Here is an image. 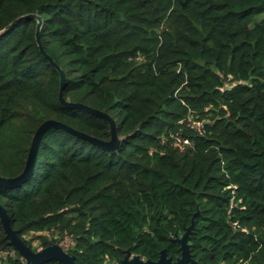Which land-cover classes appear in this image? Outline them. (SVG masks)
<instances>
[{"label":"trees","instance_id":"1","mask_svg":"<svg viewBox=\"0 0 264 264\" xmlns=\"http://www.w3.org/2000/svg\"><path fill=\"white\" fill-rule=\"evenodd\" d=\"M37 28L64 99L114 118L120 145L49 127L30 177L0 186L22 240L77 264L127 249L176 260L194 218L190 264L264 262V0H0L4 177L47 119L111 137L106 118L61 103ZM0 264H29L1 218Z\"/></svg>","mask_w":264,"mask_h":264},{"label":"water","instance_id":"2","mask_svg":"<svg viewBox=\"0 0 264 264\" xmlns=\"http://www.w3.org/2000/svg\"><path fill=\"white\" fill-rule=\"evenodd\" d=\"M31 15H34V14H27L24 16H20L8 26H11L14 22L21 19L22 17L31 16ZM38 27H39V23H38ZM36 34H37V40H38L40 51L46 57L50 59L51 63L55 65V67L59 70L61 74V87L59 91V100L61 101V103L71 108H83L93 114L106 118L110 122L111 137L109 140H102L86 132L76 130L72 128L71 126L66 125L60 121H57L54 119H47L44 122H42L37 128V130L35 131L23 171L17 176L11 177V178L0 176V186L9 187V188L21 184L22 182H24L26 179L30 177V175L33 172V168H34V164H35V160L37 156V150H38L41 138L44 135L45 131L51 126L64 128L84 139H87L101 146L103 149L114 150V149H117L118 146L120 145V138L116 130L114 118L109 116L107 113L99 109L93 108L91 106H88L86 104H82L78 102H69L64 99L63 92H62V86H63L64 78H65L64 72L61 69V67L57 65L53 61V59L44 50L42 44L40 43V37L38 35V28H37ZM0 218H1L3 228L5 230V233H6V237L9 239V242L16 247V249L19 251L21 256L25 258L27 263L42 264L46 261L56 259V260L63 262L64 264H77L76 256L74 254L68 253V251H66L64 247L58 243L51 244L49 246L40 248L38 250H33L32 248H30L22 240V238L18 235L17 230L13 228L11 221H10V216L8 212L6 211V209L1 204H0ZM193 225H194V218H192V223L190 224V226L187 227L185 233L181 237L175 238V240L180 244V249H181V256L178 257L176 260L168 256L165 248H163L160 251V256L157 260H153L151 258H143L139 254H132L131 250L127 249L124 258L120 260L119 264H190V263H193L195 259L193 258V255L190 250V244L188 242V237L193 228ZM260 264H264V262Z\"/></svg>","mask_w":264,"mask_h":264},{"label":"built area","instance_id":"3","mask_svg":"<svg viewBox=\"0 0 264 264\" xmlns=\"http://www.w3.org/2000/svg\"><path fill=\"white\" fill-rule=\"evenodd\" d=\"M184 142L188 143L189 141H188V139H185Z\"/></svg>","mask_w":264,"mask_h":264},{"label":"rangeland","instance_id":"4","mask_svg":"<svg viewBox=\"0 0 264 264\" xmlns=\"http://www.w3.org/2000/svg\"><path fill=\"white\" fill-rule=\"evenodd\" d=\"M67 244H68V242L65 243V245H67Z\"/></svg>","mask_w":264,"mask_h":264}]
</instances>
